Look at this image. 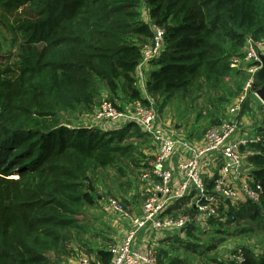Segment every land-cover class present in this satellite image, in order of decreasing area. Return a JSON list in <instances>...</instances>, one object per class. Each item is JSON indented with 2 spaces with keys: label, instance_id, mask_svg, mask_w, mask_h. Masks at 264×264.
Instances as JSON below:
<instances>
[{
  "label": "trees",
  "instance_id": "obj_1",
  "mask_svg": "<svg viewBox=\"0 0 264 264\" xmlns=\"http://www.w3.org/2000/svg\"><path fill=\"white\" fill-rule=\"evenodd\" d=\"M143 5L166 42L148 96L190 107L204 96L213 118L219 98L231 96L229 60L243 56L248 38L264 39V0H0V24L14 32V50L3 54L0 46V264H63L74 256L83 229L76 219L97 198L94 176L130 148L117 134L79 123L103 100L121 111L114 103L121 93L145 104L134 79L152 38ZM254 80V91L264 86L263 68ZM256 147L247 161L263 194L246 211L253 217L264 211V142ZM194 210L182 215L193 219ZM243 252V264H264ZM97 256L111 264L110 250Z\"/></svg>",
  "mask_w": 264,
  "mask_h": 264
},
{
  "label": "built area",
  "instance_id": "obj_2",
  "mask_svg": "<svg viewBox=\"0 0 264 264\" xmlns=\"http://www.w3.org/2000/svg\"><path fill=\"white\" fill-rule=\"evenodd\" d=\"M150 28L152 38L141 50V61L135 74L145 104L135 102L133 112L127 116L110 102L103 100L93 114V119L97 122L118 124L126 121V125H136L157 149L146 171L140 174V180L146 187V199L141 214L129 216L120 202L108 201L111 212L128 222L125 237L110 249L111 264H158L155 250L142 252L136 247L137 236L145 231L152 234L184 231L192 219L182 214L168 216L167 210L172 204L186 197H192V206L199 221L205 224L219 216L224 201L237 202L244 199L259 205L263 194L262 185L244 172L242 150L264 141L257 137L248 138L239 130V116L243 105L249 95L256 96V91L253 90L254 79L263 68L253 40H246L245 53L234 61L237 71L247 76L238 98L221 123L206 131L197 146H190L171 129L158 123L157 105L146 92L147 68L160 59L166 47L165 31L153 23ZM176 152L182 155L177 164V171L181 175L177 184L169 168ZM208 171L215 173L211 176V182L207 180ZM244 260V252L240 248L235 251L228 264H243ZM80 264L91 263L84 258Z\"/></svg>",
  "mask_w": 264,
  "mask_h": 264
},
{
  "label": "rangeland",
  "instance_id": "obj_3",
  "mask_svg": "<svg viewBox=\"0 0 264 264\" xmlns=\"http://www.w3.org/2000/svg\"><path fill=\"white\" fill-rule=\"evenodd\" d=\"M140 14L142 22L148 25L150 32H152L150 28L152 20L150 19L146 5L141 7ZM9 26L8 23H6V25L3 23L0 24V46L3 54L14 50V32ZM252 40L258 55L260 58H264V39ZM245 51L246 48L244 46L241 54L243 55ZM237 59V57H233L229 60L230 69H232L233 72L230 79L225 81L226 84H224L228 94H231V96H227L226 100L223 99L224 101L219 98L215 106L216 113L212 116L213 118H211L213 110L208 109V104L204 96H202L200 100H197L193 108L186 103H178L176 101L173 107L166 108L165 110H161V103L156 101L160 98H155L152 100L158 107V123L167 124L173 130L175 125H180L182 131L190 132H183L188 143L195 145L199 140L201 141L206 131L219 125L225 118L228 109L235 103V100L239 96V92H241L244 87L247 77L243 80L241 75H235L237 69L235 68L234 61ZM147 79L148 77H146V81ZM137 88L139 91L141 90L139 85H137ZM121 97H124V99H121ZM119 98L120 100L118 97H115L114 103L121 109L123 114L127 116L131 115L134 110V103L130 102L124 93H121ZM103 99L106 98L103 97ZM99 105L100 104L96 106L95 111ZM183 111L188 115L183 117L181 114ZM199 112L201 113L200 118L197 117ZM93 114L89 116L90 118L86 117L79 125L83 124L84 127H88V129L94 132L99 131L102 134H117V137H123L120 146L125 147L130 145L131 149H127V156H116L114 164L111 167L104 171H100L94 176L93 182L95 183V194L97 196L95 205L85 210L84 215L78 216L76 219L83 229L80 230V242L71 245L74 249L72 260H79V262H81L86 258L91 264H94L97 258L95 252L88 248V238L92 239L89 243L92 247H107L112 249L125 237L128 222L119 215H115L111 212L108 201L116 200L122 204L118 196L126 194L128 190L135 192V188L137 186L139 187L138 179L134 177L135 174L132 172V169L125 171L124 167L128 166V163H131L135 159L136 154L134 153L136 149L132 145L134 144V141H132L133 138H145L142 131L136 125H131L132 127H130L128 132L123 133L124 128L127 127L126 121H122L118 124L97 122L93 119ZM239 118L241 120L239 126L241 134H246L248 138L257 137L264 139V104L255 94L249 95L248 101L242 109ZM218 119L219 122H217L216 125L215 123L213 124V121ZM194 125H196V129L195 132H192L191 126ZM128 126H130V124H128ZM141 141L146 143L147 146L150 144L146 139ZM256 145H250L242 150L244 172L247 174H251L255 169V165L251 164L247 159L259 153ZM127 173H131V175L127 176ZM133 177L135 179H133ZM125 179H127V184L124 186L123 181ZM98 197L101 198L100 202L98 201ZM144 202L145 200L142 202V200L139 199L138 204ZM250 205L251 204L244 199H239L237 202L224 201L221 204L218 217L210 219L207 223L203 224L199 221L198 215H196L195 218L192 219L193 224L191 229H187L183 232L164 234V236L161 237V242L159 241L158 245L154 243L153 248H151L155 249L158 253L160 249V253L157 254L158 261L160 257L159 264H228L235 251L240 248L249 254L254 261H261L262 258H264V211L259 209L257 212L258 215L253 217L254 212H246ZM124 208L126 207L124 206ZM127 213L129 216H135L131 214L129 210ZM114 222H117L119 227H123L119 228L117 233L111 230V226ZM124 231L125 233L123 234ZM108 238L112 240H108ZM163 242H165V245L161 246L160 243L162 244ZM104 243L107 245H104ZM68 261L67 259L64 260L63 264H68Z\"/></svg>",
  "mask_w": 264,
  "mask_h": 264
},
{
  "label": "crops",
  "instance_id": "obj_4",
  "mask_svg": "<svg viewBox=\"0 0 264 264\" xmlns=\"http://www.w3.org/2000/svg\"><path fill=\"white\" fill-rule=\"evenodd\" d=\"M155 69L156 68L153 66V64L150 67H148L147 68L148 72L146 74V77H149L150 73H152ZM155 98L156 99L160 98L159 100H156V101L161 103L160 104V109L161 110H165L166 108L173 107L174 103L176 102L175 99H170L169 101L165 102L164 98H162V97H155ZM196 103L197 102L193 103L192 108L195 107ZM181 114H182L183 117L188 115L185 111H183ZM218 121H219V119H218ZM164 126H166L169 129H171V127L169 125H167V124L164 125ZM180 128H181L180 125H177V126L175 125L174 130L173 129H171V130L176 135H178L179 138H181V139H183V140L188 142L187 138L184 135V133H187L188 131L184 132ZM191 128H192L191 131L195 132L196 125L191 126ZM188 133H190V132H188ZM144 137H143L144 139H146V140H148L150 142V144L148 145L149 147L146 145V143L141 141V140H144V139H141L139 137L133 138L132 141H134V144H132V145L136 149V151L134 153V154H136L135 155V159L131 163H128V166L124 167L125 171H127L128 169H130V170L132 169V172L135 174L134 177L136 179H138L139 187L137 186L135 188L136 189L135 192H132V191L128 190L126 192V194L118 196V198L122 201V204L126 207L125 209H127V211L129 210L131 212V214H133L135 216L140 215L141 214V210H142L143 203L142 204H138L139 199L142 200V202L146 199V187H145L144 183H142L141 180H140V174L142 172L146 171L149 162L151 160H153V158H154V156L156 155V152H157V149L152 145L151 141L145 135H144ZM196 140H199V139H196ZM196 140H194V141H196ZM198 142H200V140ZM197 143L195 144L196 146L198 145ZM189 145L190 146H195L194 144H191V143H189ZM181 158H182V155H180L178 152H176L175 155L172 158V161L169 164V168L171 169V171H172V173L174 175V182L176 184L178 183V181L181 178V175L177 171V164L181 161ZM130 167H133V168H130ZM206 171H207V168H206ZM213 174H215V173L212 172V174H211V172L208 171V176H207L208 177V179H207L208 181L211 182V180H212L211 176H213ZM126 175L129 176V175H131V173H127ZM134 177H133V179H135ZM126 182H127V179H125L123 181L124 186L127 184ZM136 184H138V183H136ZM191 198L192 197H186L183 200L172 204L167 210V215L175 217V216H178L180 214H183L185 210L192 208L193 207L192 206L193 201L191 200ZM100 200H101V198H98L99 202H100ZM193 209H194V207H193ZM194 212H195V216H196L197 212L195 210H194ZM195 216L193 217V219L195 218ZM119 228H123V227H119L117 225V222H114L113 225L111 226V230L113 232H116V233L119 230ZM189 229H191V228L189 227ZM125 231L123 232V234L125 233ZM184 231H186V229ZM164 234H166V233L152 234L149 231L140 232L138 234V236H137V239H136L137 240L136 241V247L142 252L143 251H147L148 249L153 248L154 243H157V245H158L159 241L161 242V237L164 236ZM91 240H92L91 238H88V246H89L88 248L92 249L95 252V256L97 258V261L94 264H100L98 256H97V252L98 251H109L110 248H107V247H100V248L92 247L89 244L91 242ZM108 240H112V239L108 238ZM104 245H107V244L104 243ZM160 245L161 246L165 245V242H163L162 244L160 243ZM153 250H155V249H153ZM159 253H160V249H159ZM159 253L156 251V254H159ZM67 260H69L68 264H79L80 263L79 260L75 261V260H72V258L71 259H67ZM159 261H160V257H159ZM159 261H158V264H159Z\"/></svg>",
  "mask_w": 264,
  "mask_h": 264
},
{
  "label": "water",
  "instance_id": "obj_5",
  "mask_svg": "<svg viewBox=\"0 0 264 264\" xmlns=\"http://www.w3.org/2000/svg\"><path fill=\"white\" fill-rule=\"evenodd\" d=\"M261 63L264 69V58H261ZM256 97L264 104V86L256 91Z\"/></svg>",
  "mask_w": 264,
  "mask_h": 264
}]
</instances>
